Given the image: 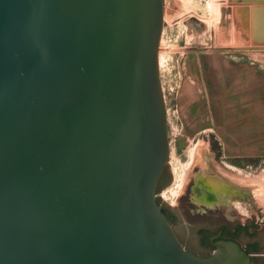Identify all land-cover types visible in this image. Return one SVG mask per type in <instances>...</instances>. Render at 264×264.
Segmentation results:
<instances>
[{"label":"water","instance_id":"water-1","mask_svg":"<svg viewBox=\"0 0 264 264\" xmlns=\"http://www.w3.org/2000/svg\"><path fill=\"white\" fill-rule=\"evenodd\" d=\"M164 0H0V264H253L199 257L157 201L169 163Z\"/></svg>","mask_w":264,"mask_h":264},{"label":"crops","instance_id":"crops-1","mask_svg":"<svg viewBox=\"0 0 264 264\" xmlns=\"http://www.w3.org/2000/svg\"><path fill=\"white\" fill-rule=\"evenodd\" d=\"M231 4L226 46L187 57L182 114L191 129L218 143L224 158L247 161L250 177L251 170L264 172V0ZM259 238L264 242V224Z\"/></svg>","mask_w":264,"mask_h":264},{"label":"rangeland","instance_id":"rangeland-1","mask_svg":"<svg viewBox=\"0 0 264 264\" xmlns=\"http://www.w3.org/2000/svg\"><path fill=\"white\" fill-rule=\"evenodd\" d=\"M208 1H211L214 7L209 8ZM231 5V0H164V23L159 44V75L166 106L170 147L168 166L173 170L175 179L171 188V198L175 202L180 196L184 174L186 177L183 180L187 178L186 183L184 182L186 186L191 179L194 178L196 183L199 177L208 173L230 180L236 189H239L241 184L248 186L250 183V196L248 200L243 201L246 207L243 211H248L250 222L259 219V223L263 225V169H255V172L251 170L249 177L248 168L242 170L240 166L225 158L224 163L221 162V158L216 159L217 150L221 151L218 143L208 134L191 129V125L184 121L182 114L183 89L188 75L187 57L194 51L226 46L222 39L225 38L226 28L231 24L227 17ZM193 153L197 154L194 159ZM255 179L257 183L251 181ZM198 186L203 192L207 187L214 193L212 198L210 193L205 192L198 201L200 202L203 197H210L212 205L215 202L220 203L225 196L234 198L238 195L235 188L207 177L200 178ZM240 203L241 198H234L232 205L240 211ZM232 205L226 210L232 211ZM189 245L196 246L195 243ZM260 248L264 252V242L260 244ZM260 264H264V259Z\"/></svg>","mask_w":264,"mask_h":264},{"label":"flooded vegetation","instance_id":"flooded-vegetation-1","mask_svg":"<svg viewBox=\"0 0 264 264\" xmlns=\"http://www.w3.org/2000/svg\"><path fill=\"white\" fill-rule=\"evenodd\" d=\"M216 153L215 158H221V162L224 163L221 151L217 150ZM225 159L240 166L242 170L248 168L247 161L243 159ZM203 177L221 181L223 184L235 188L233 182L231 184L230 180L222 178L220 175L216 177V175L208 173L199 177L198 180ZM198 180L195 183V179H191L187 186L183 182L181 194L173 202L171 188L174 186L175 179L173 170L167 164L157 186V201L185 249L199 257L208 258L215 253L216 243L221 240H234L248 253L259 255L262 250L260 248L262 240L259 238L262 224L259 223V219V221L250 222L248 211H243L246 208L243 201L248 200L247 198L250 196L249 187L241 184L239 189L235 188L238 195L234 198H241V210L239 211L232 205L234 198L230 196H225L220 203L215 202L213 205L204 201L199 202L198 198L202 197L205 192L210 193L212 198H214V193L207 187L203 192L198 186ZM231 205L233 210H226ZM250 239L255 240L253 243H249ZM190 243H195L196 246H190ZM263 259L262 256H257L253 257L252 261L253 264H260Z\"/></svg>","mask_w":264,"mask_h":264},{"label":"bare ground","instance_id":"bare-ground-1","mask_svg":"<svg viewBox=\"0 0 264 264\" xmlns=\"http://www.w3.org/2000/svg\"><path fill=\"white\" fill-rule=\"evenodd\" d=\"M214 7V4L213 3H211V1H208V7L210 8V7ZM217 6V5H216ZM163 57V56H162ZM163 58H161V63H162V60ZM195 156H197V154L196 153H193L192 154V159H194V157ZM186 177V174H184V177L182 178V180L181 181H183L184 182V178ZM181 184V183H180ZM217 188L220 190V188H219V186H217ZM174 191V190H173ZM210 198V197H209ZM208 197H203L202 199H201V201L200 202H202V201H204V202H206V203H209V204H211V202H213V201H211V199H209ZM212 205V204H211Z\"/></svg>","mask_w":264,"mask_h":264}]
</instances>
